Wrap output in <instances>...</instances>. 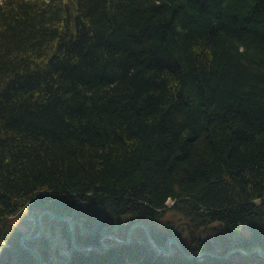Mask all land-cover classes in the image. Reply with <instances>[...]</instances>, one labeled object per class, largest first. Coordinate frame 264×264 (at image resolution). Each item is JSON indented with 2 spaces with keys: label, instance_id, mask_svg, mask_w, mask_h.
Listing matches in <instances>:
<instances>
[{
  "label": "trees",
  "instance_id": "16d2710c",
  "mask_svg": "<svg viewBox=\"0 0 264 264\" xmlns=\"http://www.w3.org/2000/svg\"><path fill=\"white\" fill-rule=\"evenodd\" d=\"M79 201L102 208V226L121 218L118 238L141 221L165 249L172 235L186 253L204 248L201 230L225 252L223 232L264 251V0L0 2V264H38L20 238L38 212L71 215ZM96 214L82 204L71 216L76 245L100 248L77 239ZM181 221L190 228L173 233ZM40 222L24 242L40 264L45 232L68 264L258 258L165 254L141 226L104 252L76 251L66 220Z\"/></svg>",
  "mask_w": 264,
  "mask_h": 264
},
{
  "label": "water",
  "instance_id": "95a60500",
  "mask_svg": "<svg viewBox=\"0 0 264 264\" xmlns=\"http://www.w3.org/2000/svg\"><path fill=\"white\" fill-rule=\"evenodd\" d=\"M81 204H83V205H85L87 207H90V208H94L98 212L97 213V217H96L95 222H94L93 228L91 230H88L89 233H92V232H94L97 229V226L99 225L100 220L102 218L103 210L98 205L90 204V203H87V202L77 203L73 207L72 212H71V215H61V216H59V215H57L55 213L50 212L49 210H42V211H40V212H38L36 214V220L38 222V232H37V234L34 235V236H23V237H21L20 238V244L22 245L23 248L28 249V250L32 251L35 254L38 264H40V260H39L38 253L36 251H34L33 249H31V248H27V246H25L23 244V242L25 240H30V239L35 238L41 232L42 226H41V222H40V219H39L40 216L43 215V214H48V215H50V216H52L54 218H58L60 220H66L69 223L70 240L73 242V238H74V224H73V221H72L71 216H74L75 215V212H76L78 206L81 205ZM182 223H184L186 225V227H189V223L187 221H181V222H179L178 224L175 225V227L173 228V231L175 232L176 229L179 227V225H181ZM136 226H141L144 229L145 236H146V240L152 246L153 249L158 250V251H161V252L163 251L164 253H169V251L171 250L170 242H174L175 245L183 252V250L181 249L179 243L175 240L174 237H169V238L166 239L165 243L168 245V247H167L166 250L164 249L163 246L155 244L154 241L151 238V235H150L149 230L147 229V226L143 222H141V221H136V222L132 223L128 227V229L126 231V236L123 239L117 238L114 234H108L107 232L109 230V227H102L100 229V232H105L107 234H103V235H101L99 237V241H100V244H101L102 248L101 249H98V252H103L107 248V245L105 243H103V238L104 237H110L111 239H113L114 240L113 246H115L118 242L119 243H127L128 240H129V236H130V233H131L132 229L134 227H136ZM112 228L113 229H116L117 226H114V227L112 226ZM198 234H199V236H200L201 239L207 240L210 243L215 244L217 246L220 245V243H218V242H216V241H214V240H212L210 238H204V237H202L201 234H200V230L198 231ZM79 249H83V247H80ZM90 249L95 250L96 249V246H91ZM52 251H53V244H52V249H51L50 253H52ZM232 251H237V252H239L240 254H242L244 256L250 255L252 252H256L260 256V258L256 262H254L253 264H256L262 258H264V251H263V249L260 246H253V247H251L248 250H244L242 248L236 247V248L230 249L229 251H227L224 254H217V253H210V252H208V253L211 254L214 257L223 258L224 259ZM200 253H204V251H199V252H196V253H186V255L187 256H195V255L200 254Z\"/></svg>",
  "mask_w": 264,
  "mask_h": 264
},
{
  "label": "flooded vegetation",
  "instance_id": "af4514ba",
  "mask_svg": "<svg viewBox=\"0 0 264 264\" xmlns=\"http://www.w3.org/2000/svg\"><path fill=\"white\" fill-rule=\"evenodd\" d=\"M98 213V212H97ZM96 217H97V214H96ZM86 219V218H85ZM96 219V218H95ZM73 221V220H72ZM76 222L78 223V224H80V220H76ZM74 224V223H73ZM182 225V224H181ZM105 226V225H104ZM103 226L102 225H100V226H98V228H97V230L95 231V232H93V233H91V234H89V233H87L86 232V230L83 228V226L81 225V230H82V233H77V239L78 240H80V238L83 236V235H88V236H90L91 237V239L93 240V241H95V237H97V239H99V237L101 236V235H103V234H114L115 236H116V230L117 229H113L112 228V226L111 227H109V230H108V232L107 233H105V232H100V228H102ZM190 228V225H189V227H186V229L188 230ZM223 234V237L226 239V242H228V243H230V245H232V248H236V247H238V246H236V245H233L234 244V242H233V239L234 238H237L238 237V234H230V233H225V232H223L222 233ZM198 236H199V234H198ZM202 236V235H201ZM117 237V236H116ZM130 237V236H129ZM202 237H204V238H210V239H212L210 236H208V235H206V236H202ZM44 238L46 239L47 238V240H55V244H57V238H56V236L53 238V239H49L48 238V232H45L44 233ZM118 238V237H117ZM125 238V237H124ZM176 238V237H175ZM189 240L186 242V243H191V244H196V238H194L193 237V234L191 233L190 235H189ZM199 238V240L201 241V245H202V247H204V248H202V249H199V250H195V251H204V253H201V254H207V255H210V256H212L211 254H209L208 252H212V253H217V254H224V253H226L227 251H229L230 249H232V248H229L226 252L224 251V245H222V243H220V242H218V243H220V245L219 246H217V245H215V244H211L209 241H207V240H203V239H201L200 238V236L198 237ZM121 239H123V238H121ZM98 241V240H97ZM103 241H107V243L106 242H104L106 245H107V248L108 247H113V243H114V240L113 239H111L110 237H104L103 238ZM129 241V240H128ZM217 242V241H216ZM119 243V242H118ZM166 244V243H165ZM55 247H56V245H54ZM102 248V246H100V248L99 249H101ZM106 248V249H107ZM240 248V247H239ZM58 249L59 248H57L55 251H56V253L57 254H59L58 253ZM105 249V250H106ZM250 249V248H249ZM104 250V251H105ZM207 250V251H206ZM103 251V252H104ZM172 251V250H171ZM171 251H169V253L171 252ZM195 251H190V252H187V253H192V252H195ZM232 252H234V251H232ZM232 252H230L229 254H231ZM54 253V252H53ZM52 253V254H53ZM169 253H165V254H169ZM201 254H199V255H201ZM228 254V255H229ZM227 255V256H228ZM260 258V256L258 255V258H257V260ZM62 260V258L60 259V260H54V261H49V264H58V263H60V262H63V260ZM257 260H255V261H253V263L254 262H256ZM263 262H264V258H262L259 262H257L256 264H263ZM252 262H251V264H253Z\"/></svg>",
  "mask_w": 264,
  "mask_h": 264
},
{
  "label": "bare ground",
  "instance_id": "6f19581e",
  "mask_svg": "<svg viewBox=\"0 0 264 264\" xmlns=\"http://www.w3.org/2000/svg\"><path fill=\"white\" fill-rule=\"evenodd\" d=\"M81 202H83V201H79V202H77V203H81ZM84 202H86V201H84ZM76 203V204H77ZM88 203V202H87ZM75 204V205H76ZM82 205V204H81ZM80 206V205H79ZM78 206V207H79ZM90 208V207H89ZM91 209H94V208H91ZM94 210H96V209H94ZM43 215H48V214H43ZM42 216V215H41ZM40 216V217H41ZM48 216H50V215H48ZM102 216H103V213H102ZM50 217H52V216H50ZM52 218H54V217H52ZM40 219V218H39ZM56 219H58V218H56ZM101 223H102V218H101V220H100V223H99V225L98 226H100L101 225ZM120 223H121V218H118L115 222H114V224L112 225L113 227L114 226H117V228H118V226L120 225ZM179 223V222H178ZM42 226V225H41ZM94 226V225H93ZM98 226H97V228H98ZM181 225H179V227H180ZM103 227H110V226H108V225H105V226H103ZM84 228V227H83ZM93 228V227H92ZM91 228V229H92ZM116 228V229H117ZM186 228V227H185ZM85 229V228H84ZM91 229H85L86 230V232L87 233H89L88 232V230H91ZM101 229V228H100ZM148 229V228H147ZM97 230V229H96ZM95 230V231H96ZM42 231H43V229L41 230V232L39 233V235L38 236H36L35 238H33V239H30V240H25L24 242H27V241H34V240H37L39 237H40V235L42 234ZM94 231V232H95ZM37 232H38V230H37ZM37 232L34 234V235H36L37 234ZM174 232V231H173ZM93 233V232H92ZM89 234H91V233H89ZM34 235H31V236H34ZM174 237V236H173ZM199 237V236H198ZM175 238V237H174ZM208 238V237H207ZM70 240V239H69ZM175 240H176V238H175ZM177 241V240H176ZM24 242H23V244H24ZM49 242H50V244H51V246H50V251H51V249H52V244H53V251H52V253L54 252L55 253V246L54 245H56L55 244V240H49ZM178 242V241H177ZM104 243V242H103ZM179 243V242H178ZM70 244H71V248L73 249V250H76V251H85V250H93V249H90L91 248V246H96V249L95 250H93V251H95V252H98V249H99V247L97 246V245H92V244H85V245H82V246H78V245H76V243H75V239L73 238V242L70 240ZM212 244V243H211ZM25 245V244H24ZM98 245L99 246H101V244H100V241H99V239H98ZM150 245V244H149ZM180 245V244H179ZM26 246V245H25ZM151 246V245H150ZM162 246V245H161ZM165 246H166V249H167V247H168V245L167 244H165ZM170 246H171V250H172V247L173 246H175L176 248H177V250H179V252L183 255V256H185L186 258H190V257H194V256H187L186 255V252H182L176 245H175V243L174 242H170ZM80 247H83V249H79ZM152 247V246H151ZM164 247V246H163ZM181 247V246H180ZM27 248H31V247H28L27 246ZM32 249V248H31ZM164 249H165V247H164ZM165 249V250H166ZM181 249H182V247H181ZM243 249V248H242ZM28 250V249H27ZM170 250V251H171ZM183 250V249H182ZM245 250V249H244ZM158 251V250H157ZM207 251V250H206ZM159 252H161V251H159ZM163 252V251H162ZM52 253H49L48 254V258H49V260L51 261V255H52ZM53 253V254H54ZM58 255H59V259H61L62 258V260H63V262H60V263H58V264H68L69 263V261H70V257H69V255H68V252H62V250L61 249H58ZM164 253V252H163ZM193 253V252H192ZM252 253H254V252H252ZM256 253V252H255ZM257 254V253H256ZM39 255V254H38ZM196 256V255H195ZM61 260V261H62ZM253 263V262H252Z\"/></svg>",
  "mask_w": 264,
  "mask_h": 264
},
{
  "label": "rangeland",
  "instance_id": "374dc122",
  "mask_svg": "<svg viewBox=\"0 0 264 264\" xmlns=\"http://www.w3.org/2000/svg\"><path fill=\"white\" fill-rule=\"evenodd\" d=\"M7 0H0V2L3 4V3H5ZM60 216V215H59ZM176 224H178V222L176 223ZM175 224V225H176ZM175 225H174V227H175ZM182 225H185L184 223H182ZM185 227H186V225H185ZM179 228V227H178ZM177 228V229H178ZM177 229H176V231L175 232H173V233H176L177 232ZM199 231V230H198ZM37 232V231H36ZM197 234H198V232H197ZM200 234L202 235V236H206V235H203L202 233H201V230H200ZM42 235V234H41ZM41 235H40V237H41ZM178 235V237L180 238V235L181 234H177ZM172 236H174V235H172ZM39 237V238H40ZM174 237H176V236H174ZM104 242V241H103ZM196 252H199V251H195V252H193V253H196ZM212 253V252H211ZM201 254V253H200ZM197 255H199V254H197ZM125 264H128V263H125Z\"/></svg>",
  "mask_w": 264,
  "mask_h": 264
}]
</instances>
